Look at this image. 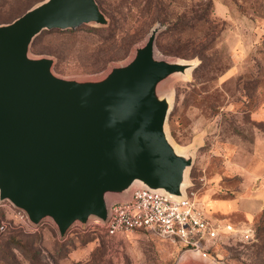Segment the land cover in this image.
<instances>
[{"label":"rangeland","instance_id":"obj_1","mask_svg":"<svg viewBox=\"0 0 264 264\" xmlns=\"http://www.w3.org/2000/svg\"><path fill=\"white\" fill-rule=\"evenodd\" d=\"M44 0H0V25L20 17ZM108 19L105 27L43 31L30 48L32 57L54 59V73L75 80L100 79L125 64L151 29L162 25L156 46L172 51L162 57L194 63L187 77L173 76L162 87L170 97L168 138L192 151L186 194L203 204L207 216L226 218L240 232L210 242L217 264H264V0H95ZM174 26L172 31L170 26ZM237 201L250 212L228 215L208 202ZM206 207H205V205ZM0 203V264H199L182 258L176 244L144 232L123 238L103 231L73 228L60 240L55 228L22 227Z\"/></svg>","mask_w":264,"mask_h":264},{"label":"water","instance_id":"obj_2","mask_svg":"<svg viewBox=\"0 0 264 264\" xmlns=\"http://www.w3.org/2000/svg\"><path fill=\"white\" fill-rule=\"evenodd\" d=\"M82 25H108L95 0H44L0 25V203L34 229L51 224L60 240L105 224L135 188L184 199L193 160L168 138L162 87L195 64L160 55V24L96 80L59 77L53 58L31 56L43 31Z\"/></svg>","mask_w":264,"mask_h":264},{"label":"built area","instance_id":"obj_3","mask_svg":"<svg viewBox=\"0 0 264 264\" xmlns=\"http://www.w3.org/2000/svg\"><path fill=\"white\" fill-rule=\"evenodd\" d=\"M12 219L22 227L34 229L25 215L8 204ZM99 228L108 237L123 238L132 233L144 232L170 241L183 251L200 253L207 257V245L221 236L240 232L248 240L250 230H235L224 221L211 220L202 203L186 194L182 200H172L163 194L144 188H135L123 202L114 203L105 224L93 221L86 231ZM5 230L0 224V232Z\"/></svg>","mask_w":264,"mask_h":264},{"label":"crops","instance_id":"obj_4","mask_svg":"<svg viewBox=\"0 0 264 264\" xmlns=\"http://www.w3.org/2000/svg\"><path fill=\"white\" fill-rule=\"evenodd\" d=\"M214 6H215V11L218 13V14H226L229 12V9H228V6L225 4L224 0H215L214 1ZM262 186L259 188V191H258V195H257V202H258V205L256 207V211L258 212V210H260V208L262 207V201L264 200V182L261 184ZM205 205V204H204ZM207 207L209 209H211L212 211H218L220 212L221 214H224V215H228L230 213H233V212H236V211H245L246 212V215L248 217H250L252 214L244 209H242L239 205H238V202L236 201H217V202H208L207 204ZM205 205V207H206ZM209 217V216H208ZM211 220H214V221H224V222H228V220L226 218H221V219H218V218H214V217H209ZM229 223V222H228ZM167 241V240H166ZM183 257L182 258H190V259H194L196 260L197 262H199V264H217V263H214L211 259H213L211 257V255L208 253V256L207 257H202L200 253H195V252H191V251H183Z\"/></svg>","mask_w":264,"mask_h":264},{"label":"trees","instance_id":"obj_5","mask_svg":"<svg viewBox=\"0 0 264 264\" xmlns=\"http://www.w3.org/2000/svg\"><path fill=\"white\" fill-rule=\"evenodd\" d=\"M174 26H177V24H172V25L170 26V30H169V31H172L173 28H174ZM157 47H158V49H159L163 54H166V55H170V54H172V51H169V50H167V49L161 47L159 44L157 45ZM94 229H98V230H100L99 228H94ZM94 229H90V230H94ZM177 246H179V245H177Z\"/></svg>","mask_w":264,"mask_h":264},{"label":"bare ground","instance_id":"obj_6","mask_svg":"<svg viewBox=\"0 0 264 264\" xmlns=\"http://www.w3.org/2000/svg\"><path fill=\"white\" fill-rule=\"evenodd\" d=\"M178 151V149H176Z\"/></svg>","mask_w":264,"mask_h":264}]
</instances>
